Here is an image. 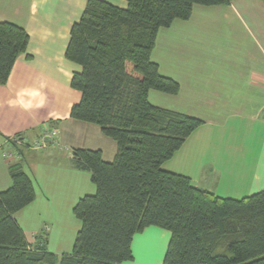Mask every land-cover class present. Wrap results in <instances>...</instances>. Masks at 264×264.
<instances>
[{
    "label": "trees",
    "instance_id": "obj_1",
    "mask_svg": "<svg viewBox=\"0 0 264 264\" xmlns=\"http://www.w3.org/2000/svg\"><path fill=\"white\" fill-rule=\"evenodd\" d=\"M121 9L88 0L70 30L65 59L78 65L70 87L80 101L70 118L95 125L116 145L111 162L99 150H73L77 169L90 173L93 195L72 209L80 222L70 254L30 247L13 215L35 199L20 164L9 167L12 186L0 192V264H124L133 261V237L149 227L169 232L162 264H264V190L234 200L196 188L162 165L203 122L152 106L150 91L176 95L179 86L160 76L151 54L160 29L190 18L194 5L231 0H126ZM28 35L0 22V86Z\"/></svg>",
    "mask_w": 264,
    "mask_h": 264
},
{
    "label": "crops",
    "instance_id": "obj_2",
    "mask_svg": "<svg viewBox=\"0 0 264 264\" xmlns=\"http://www.w3.org/2000/svg\"><path fill=\"white\" fill-rule=\"evenodd\" d=\"M87 1L0 0V22L20 26L29 38L0 86V192L12 186L9 167L20 164L35 199L13 219L30 247L39 243L56 256L71 253L80 229L72 209L95 192L72 151L99 150L105 162L116 154L115 143L97 126L70 118L81 98L70 80L80 67L65 59V51ZM102 1L127 6L126 0ZM151 60L179 91H150L149 103L203 122L162 169L220 198L240 200L263 191L264 0L194 5L188 20L159 30ZM44 130L55 131V144L5 158L7 139L32 144Z\"/></svg>",
    "mask_w": 264,
    "mask_h": 264
},
{
    "label": "rangeland",
    "instance_id": "obj_3",
    "mask_svg": "<svg viewBox=\"0 0 264 264\" xmlns=\"http://www.w3.org/2000/svg\"><path fill=\"white\" fill-rule=\"evenodd\" d=\"M245 135H241L243 137ZM169 232L149 227L141 234L133 237L131 252L133 261L124 264H162L167 245Z\"/></svg>",
    "mask_w": 264,
    "mask_h": 264
},
{
    "label": "built area",
    "instance_id": "obj_4",
    "mask_svg": "<svg viewBox=\"0 0 264 264\" xmlns=\"http://www.w3.org/2000/svg\"><path fill=\"white\" fill-rule=\"evenodd\" d=\"M56 143V133L53 130H44L32 144H26L20 138L11 137L5 142V158L14 160L20 158L21 149L31 148L34 150H43L48 144ZM19 144V146H16ZM20 147V148H19Z\"/></svg>",
    "mask_w": 264,
    "mask_h": 264
}]
</instances>
